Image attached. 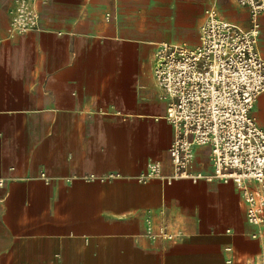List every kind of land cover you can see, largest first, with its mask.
Here are the masks:
<instances>
[{
  "label": "crops",
  "instance_id": "obj_1",
  "mask_svg": "<svg viewBox=\"0 0 264 264\" xmlns=\"http://www.w3.org/2000/svg\"><path fill=\"white\" fill-rule=\"evenodd\" d=\"M36 6L40 30L0 29V264H264L235 184L138 179L150 161L172 173L159 45L195 47L211 7L249 30V11L235 0ZM258 23L264 58V14ZM252 113L264 127V93ZM209 152L195 148L196 170L212 171Z\"/></svg>",
  "mask_w": 264,
  "mask_h": 264
},
{
  "label": "built area",
  "instance_id": "obj_2",
  "mask_svg": "<svg viewBox=\"0 0 264 264\" xmlns=\"http://www.w3.org/2000/svg\"><path fill=\"white\" fill-rule=\"evenodd\" d=\"M235 1L249 11L251 29L222 18L211 7L205 11L195 47L159 45L154 75L174 131L169 148L172 173L165 176L162 165L150 161L138 179L159 178L167 185L177 179L235 184L242 192L247 221L258 228L252 235L257 239L264 234V127L252 111L264 93V58L258 50L264 0ZM48 2L15 0L11 29L40 30L36 4ZM199 146L210 148V173L195 168Z\"/></svg>",
  "mask_w": 264,
  "mask_h": 264
},
{
  "label": "rangeland",
  "instance_id": "obj_3",
  "mask_svg": "<svg viewBox=\"0 0 264 264\" xmlns=\"http://www.w3.org/2000/svg\"><path fill=\"white\" fill-rule=\"evenodd\" d=\"M10 2V0H0V29L3 28L9 30V27L11 29L10 23L13 15V10L15 5L8 6L7 4ZM1 13L3 15L1 16ZM8 15V16H7ZM9 17V19H7Z\"/></svg>",
  "mask_w": 264,
  "mask_h": 264
}]
</instances>
